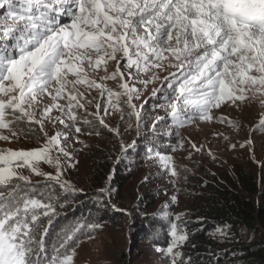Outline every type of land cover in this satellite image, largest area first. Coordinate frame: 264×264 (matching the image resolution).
I'll list each match as a JSON object with an SVG mask.
<instances>
[{"label": "snow or ice", "instance_id": "snow-or-ice-1", "mask_svg": "<svg viewBox=\"0 0 264 264\" xmlns=\"http://www.w3.org/2000/svg\"><path fill=\"white\" fill-rule=\"evenodd\" d=\"M149 85L151 97L164 101L153 109L171 119L166 135L178 138L172 151L183 147L180 128L217 119L214 110L255 102L264 109V0H0V141L43 138L34 148H0V264H75L83 225L63 228L51 249L46 243L57 207H64L52 182L64 193L78 191L64 178L78 163L72 143L80 142L81 124L92 123L89 116L119 136L104 117L115 111L124 119L122 98L139 135L148 100L135 101ZM164 119L156 116L153 132ZM256 129H264V112ZM128 147L121 142V153ZM148 158L178 176L170 155ZM41 162L55 172H44ZM32 176L46 183L38 187ZM170 235V245L157 251L169 264H192L176 250L188 234L171 222Z\"/></svg>", "mask_w": 264, "mask_h": 264}, {"label": "rangeland", "instance_id": "rangeland-1", "mask_svg": "<svg viewBox=\"0 0 264 264\" xmlns=\"http://www.w3.org/2000/svg\"><path fill=\"white\" fill-rule=\"evenodd\" d=\"M107 84L114 89L118 87L114 81H107ZM151 87L149 85V91L135 101L139 105L148 100L142 112L139 135L135 117L129 119L131 110L123 104L126 97L122 98L124 119H120L121 113L111 110V115L104 117L110 127L119 129V136L89 116L87 118L92 123L81 124L80 142L72 143L70 150L78 163L65 172L64 178L78 191L64 193L52 182L64 207H57L58 215L53 218L46 243L51 249L63 228L83 225L77 233L79 246L75 249V264H169L168 258L157 249L163 250L170 245L171 222H176L189 233V226L202 213L199 194L208 174L217 176L226 172L236 179L237 170L245 168L251 170L258 180L264 181V129L253 131L261 112H264L258 102L242 108L224 106L214 110L217 119L197 121L180 128L179 139L183 141V147L178 146L176 151H172L170 145L177 144L178 138L166 135L171 119L162 109H153V105L164 101L151 97ZM91 96L99 99L95 90ZM94 110L95 102L88 111ZM158 115L165 119L157 124L153 132L152 123ZM221 116L226 121L235 122L238 127L219 122ZM48 130L49 134L55 131L51 126ZM224 136L229 139L225 140ZM42 139L22 138L11 143L0 141V148H34ZM249 140L251 144L247 143ZM121 142L129 146L123 154ZM233 143L236 144L235 149L231 147ZM150 152L170 155L178 176H172L170 170L149 159ZM40 168L44 172H55L43 162ZM23 173L30 175L27 169ZM32 179L34 183L39 182L38 187L46 183L42 177L32 176ZM100 189L107 191L101 192ZM173 196L176 197L175 202L171 199ZM165 212L167 217L163 215ZM178 214H182L181 220L175 221ZM92 224H99L100 227H88ZM216 237L220 244L227 241L218 233ZM188 242L176 249L184 253V260L189 258Z\"/></svg>", "mask_w": 264, "mask_h": 264}, {"label": "trees", "instance_id": "trees-1", "mask_svg": "<svg viewBox=\"0 0 264 264\" xmlns=\"http://www.w3.org/2000/svg\"><path fill=\"white\" fill-rule=\"evenodd\" d=\"M207 176L202 213L188 229L192 264H264V181L245 168L236 179L226 172ZM217 228L229 233L222 244Z\"/></svg>", "mask_w": 264, "mask_h": 264}]
</instances>
